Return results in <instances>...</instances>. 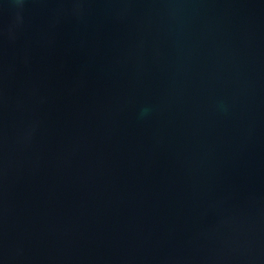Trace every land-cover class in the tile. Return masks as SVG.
<instances>
[{
    "label": "water",
    "instance_id": "obj_1",
    "mask_svg": "<svg viewBox=\"0 0 264 264\" xmlns=\"http://www.w3.org/2000/svg\"><path fill=\"white\" fill-rule=\"evenodd\" d=\"M0 264H264V0H0Z\"/></svg>",
    "mask_w": 264,
    "mask_h": 264
}]
</instances>
